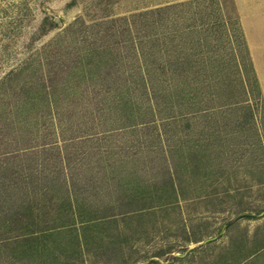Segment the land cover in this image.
<instances>
[{
  "label": "rangeland",
  "instance_id": "1",
  "mask_svg": "<svg viewBox=\"0 0 264 264\" xmlns=\"http://www.w3.org/2000/svg\"><path fill=\"white\" fill-rule=\"evenodd\" d=\"M0 264H264V0H0Z\"/></svg>",
  "mask_w": 264,
  "mask_h": 264
}]
</instances>
